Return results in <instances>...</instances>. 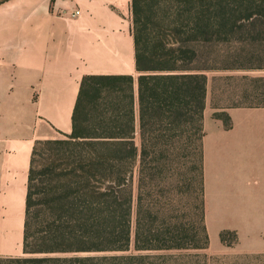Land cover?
<instances>
[{"label": "trees", "instance_id": "1", "mask_svg": "<svg viewBox=\"0 0 264 264\" xmlns=\"http://www.w3.org/2000/svg\"><path fill=\"white\" fill-rule=\"evenodd\" d=\"M132 19L138 75L85 76L72 132L35 143L23 238L29 256L12 262L210 245L203 152L210 74L234 85L223 90L231 103L212 106L227 129L229 108L264 107V73H252L264 71V0H132ZM40 158L48 162L38 168ZM185 199L197 218L192 233L174 216ZM228 235L238 243L228 229L221 242Z\"/></svg>", "mask_w": 264, "mask_h": 264}, {"label": "crops", "instance_id": "2", "mask_svg": "<svg viewBox=\"0 0 264 264\" xmlns=\"http://www.w3.org/2000/svg\"><path fill=\"white\" fill-rule=\"evenodd\" d=\"M122 74L138 75L132 0L0 1V255L23 246L35 143L72 132L85 76ZM209 107V234L216 223L237 232L242 252H264V107L229 108L228 129Z\"/></svg>", "mask_w": 264, "mask_h": 264}, {"label": "rangeland", "instance_id": "3", "mask_svg": "<svg viewBox=\"0 0 264 264\" xmlns=\"http://www.w3.org/2000/svg\"><path fill=\"white\" fill-rule=\"evenodd\" d=\"M216 75H227V73H217ZM254 75L258 74L255 73ZM210 76L207 106H223L231 103L232 101L229 97L232 95L223 92V90L233 88V83L231 85L220 79L214 81L212 79L213 74H210ZM47 162V160L40 158V166L38 168H41V165H45ZM188 208H190V204L185 199L183 208L176 212L174 216L183 221L185 220L192 233L197 218L195 211L191 208L188 210ZM222 230L224 229L220 230L219 224H211L210 245L207 248L136 250L132 246L125 251L64 252L48 254L47 256L67 260L63 262L64 264H264V252H242L238 243L232 244L235 239L234 235H228L226 242H221L220 232ZM27 256L29 255L24 254L23 246L21 245L16 254L0 255V264H23L22 262H12L10 258Z\"/></svg>", "mask_w": 264, "mask_h": 264}]
</instances>
